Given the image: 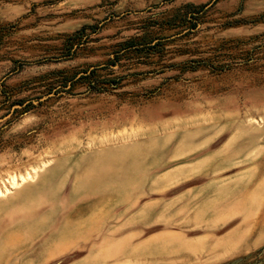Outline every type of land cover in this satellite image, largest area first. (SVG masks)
Returning <instances> with one entry per match:
<instances>
[{
  "label": "rangeland",
  "instance_id": "374dc122",
  "mask_svg": "<svg viewBox=\"0 0 264 264\" xmlns=\"http://www.w3.org/2000/svg\"><path fill=\"white\" fill-rule=\"evenodd\" d=\"M0 264H264V0H0Z\"/></svg>",
  "mask_w": 264,
  "mask_h": 264
},
{
  "label": "trees",
  "instance_id": "16d2710c",
  "mask_svg": "<svg viewBox=\"0 0 264 264\" xmlns=\"http://www.w3.org/2000/svg\"><path fill=\"white\" fill-rule=\"evenodd\" d=\"M75 35V34H74ZM142 38V37H141ZM124 44L128 47L131 48L129 50H140V44L141 42L134 41V38H130L128 41H125Z\"/></svg>",
  "mask_w": 264,
  "mask_h": 264
}]
</instances>
